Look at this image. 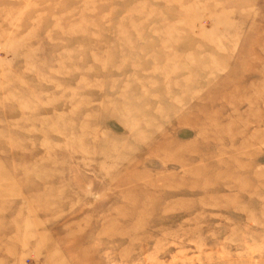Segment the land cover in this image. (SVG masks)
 <instances>
[{"label":"rangeland","instance_id":"374dc122","mask_svg":"<svg viewBox=\"0 0 264 264\" xmlns=\"http://www.w3.org/2000/svg\"><path fill=\"white\" fill-rule=\"evenodd\" d=\"M0 264H264V0H0Z\"/></svg>","mask_w":264,"mask_h":264}]
</instances>
